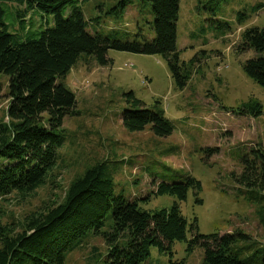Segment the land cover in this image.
Returning a JSON list of instances; mask_svg holds the SVG:
<instances>
[{
	"label": "trees",
	"instance_id": "trees-1",
	"mask_svg": "<svg viewBox=\"0 0 264 264\" xmlns=\"http://www.w3.org/2000/svg\"><path fill=\"white\" fill-rule=\"evenodd\" d=\"M6 1L23 9L8 15L3 4ZM84 1L0 0V74L8 77L10 99L8 121H0V219L5 212L1 204L9 200L8 196L30 197L51 178L64 140L63 120L79 113L74 92L61 78L82 56L108 65L109 49L157 54L167 61L178 88L198 62L195 57L188 62L179 57V0H142L151 5L154 16L152 39L140 29L135 34L116 27L106 34L89 32L91 19H86L81 8ZM260 6L239 10L236 22H243L248 12ZM124 9L125 2L121 1L107 8V13L118 16ZM28 11L45 19L39 29H26L22 20ZM237 48L239 52H254L242 68L264 88V28H245ZM122 99L121 120L127 130L140 131L150 125L157 136L171 134L172 122L162 108L146 105L132 90L123 92ZM262 110L259 100L249 98L238 107L237 114L258 117ZM239 160L242 170L231 173L235 184L243 188L246 201L264 204V148L259 144L250 147ZM189 189L200 203L199 180L188 175L177 182L160 181L151 191L153 196L168 195L175 200L168 207L146 209L143 204L149 196L128 198L116 192L107 161H100L68 185L60 202L38 207L19 222L0 223V264H63L66 252L90 234L100 235L107 246L104 264H152V248L172 254V244L184 240L190 250L202 248L199 264H264V245L252 241L248 234L238 230L201 234L196 219L188 224L180 203L186 200ZM258 212L264 215V205ZM159 264L184 261L170 259Z\"/></svg>",
	"mask_w": 264,
	"mask_h": 264
},
{
	"label": "rangeland",
	"instance_id": "rangeland-1",
	"mask_svg": "<svg viewBox=\"0 0 264 264\" xmlns=\"http://www.w3.org/2000/svg\"><path fill=\"white\" fill-rule=\"evenodd\" d=\"M125 2L124 13H107V8ZM7 14L23 9L13 1L3 3ZM248 18L236 22L239 10H252ZM82 11L91 33L106 34L116 27L135 34L143 30L154 37L151 5L142 0H85ZM10 20V18L8 17ZM41 16L28 11L23 16L27 30L38 29ZM251 26L264 28V0H179L176 20V46L180 60L198 62L190 68V77L178 88L167 61L157 54L109 49L108 65H99L93 57H81L61 78L74 92L79 110L64 118V140L57 166L47 182L30 197L13 194L4 201L0 223H15L38 207L60 202L68 185L85 169L107 161L113 173L114 188L128 198L149 196L146 209L168 207L174 198L153 196L160 181L177 182L191 176L201 183L199 202L189 189L180 203L188 224L196 219L201 234L239 232L264 245V215L261 203L248 202L231 173L242 170L239 157L250 147L264 148V88L246 76L242 63L252 50L239 52L241 32ZM16 27V25H14ZM132 90L146 105L162 108L172 122L167 136H157L147 125L140 131L127 130L121 120L125 106L122 93ZM249 98L262 103L258 117L237 114ZM8 77L0 74V121H8ZM158 103H155V102ZM153 181L155 185L153 184ZM188 239L191 232L187 233ZM250 239V240H251ZM67 251L63 264H104L107 246L100 235L82 237ZM172 254L151 249L150 263L170 259L184 264H199L202 248L191 250L187 242L176 241Z\"/></svg>",
	"mask_w": 264,
	"mask_h": 264
}]
</instances>
